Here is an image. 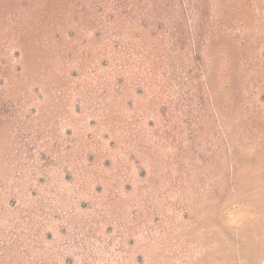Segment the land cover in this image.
Masks as SVG:
<instances>
[{
    "label": "rangeland",
    "instance_id": "obj_1",
    "mask_svg": "<svg viewBox=\"0 0 264 264\" xmlns=\"http://www.w3.org/2000/svg\"><path fill=\"white\" fill-rule=\"evenodd\" d=\"M0 264H264V0H0Z\"/></svg>",
    "mask_w": 264,
    "mask_h": 264
}]
</instances>
